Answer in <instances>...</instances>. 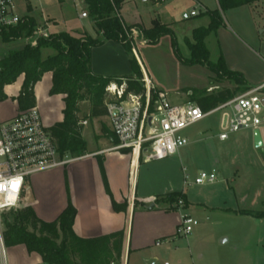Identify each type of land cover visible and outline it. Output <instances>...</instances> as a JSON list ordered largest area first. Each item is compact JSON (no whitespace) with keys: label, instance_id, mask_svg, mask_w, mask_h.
<instances>
[{"label":"crops","instance_id":"0c3cea01","mask_svg":"<svg viewBox=\"0 0 264 264\" xmlns=\"http://www.w3.org/2000/svg\"><path fill=\"white\" fill-rule=\"evenodd\" d=\"M227 12L223 25L211 34L219 49L215 64L222 58L226 68L241 74L250 88L264 86V0ZM43 54L44 58L54 55L49 49ZM91 67L95 75L102 77H124L133 72L124 46L112 41L92 50ZM22 84L23 77L14 85L5 87L6 95L7 92H17L14 96L17 97ZM51 88V73L45 74L35 87L36 107L49 128L63 121L65 108L64 96H50ZM219 89L212 88L207 92ZM16 113L17 103L15 113H0V119H12ZM219 134L220 122L219 133L215 136L220 152L212 167L218 177H232L236 181L240 174L249 176L256 171L264 172L263 152L244 157L240 163L236 155H231V150L239 144L252 141L256 147L255 132L241 131L226 141H221ZM262 135L264 138V133ZM115 146L105 134H98L94 149L89 154L79 158L66 157L69 162L64 166L34 176L28 188L32 197L30 206L37 216L47 222L55 221L71 204L77 211L73 230L78 237L94 239L124 231L122 264H156L172 245L171 240L173 244L177 243L176 230L180 222V212L167 209L169 205L158 203L157 199L181 193L185 195L184 212L193 218L209 221L207 212L212 217L216 213L221 215L213 218L209 229H218L221 221L225 222L222 225L246 224L250 230L251 226L255 227L253 236L249 235L250 231L247 232L245 239L253 238L247 248L239 242L244 247L242 251L236 247V252H228L227 259L219 257L213 264H257L259 255L262 258L260 264L263 262L264 234H258L257 230L264 226V219L236 215L233 211L264 212V186L259 190L250 186L235 189L224 179L217 185L189 184L186 182L188 176L182 178L179 172L155 169L153 164L164 160L147 162L144 157L140 159L131 152L114 151ZM230 157L234 160L230 161ZM114 203L117 206L126 203V211L115 210ZM202 234L201 230L193 231L188 237L189 251L185 254L175 252V257L181 260L178 264H211L210 261L204 263V255L197 250ZM221 238H224L221 244L230 240L224 237V233L219 234ZM240 238L243 239L244 235Z\"/></svg>","mask_w":264,"mask_h":264},{"label":"trees","instance_id":"16d2710c","mask_svg":"<svg viewBox=\"0 0 264 264\" xmlns=\"http://www.w3.org/2000/svg\"><path fill=\"white\" fill-rule=\"evenodd\" d=\"M260 1L263 0H218L220 11H207L202 14L210 17L209 25L206 28L200 27L193 30V42H187L191 53L188 64L208 67L221 79L231 82L230 87L213 91V93L203 90L192 93V102H195L204 112H209L233 99L238 92L251 89L241 74L226 68L222 58L217 64L213 65L210 62V53L205 40L223 25L221 12L253 5ZM84 3L97 30V37H92L87 32L82 34L61 32L53 35L50 40H40L36 47L24 45L21 49L10 50L0 56V105L9 99L4 91L5 87L14 85L23 77L18 96L12 98V101L17 103L18 114L36 107L35 87L45 74H52V88L49 94L64 96L65 104L63 121L49 128L61 159L85 156L83 125L87 121L107 117L108 104L114 100L107 91L112 85L119 88L125 84L124 96L129 94L140 96L145 105L147 90L143 73L137 60L132 56L126 31L138 28L148 39H160L165 36L174 38V33L169 26L160 22H154L148 30L138 25L125 26L119 16L123 0H84ZM36 24L37 18L32 17L17 28L3 31L0 42L5 45L18 43L20 39L33 33ZM109 41L121 43L124 46L130 56L133 71L130 76L102 77L92 72V50ZM172 41L175 45V40ZM48 48L53 49L55 54L44 58L43 50ZM195 92L199 95L196 98ZM84 103L89 104L87 114L82 112L81 105ZM154 103L155 98H152L149 115L154 113ZM102 133L112 139L113 144H118L112 131L103 126ZM179 200L185 203V195L172 193L158 198L157 202L169 205L167 209L178 211ZM126 208V203L120 206L114 203V209L117 211H126ZM233 213L264 219V212L244 210L233 211ZM11 214V220L7 218L4 220V241L8 249H24L28 255H35L46 264H122L124 231L94 239L78 237L73 230L77 211L71 204L52 222L39 218L31 206L12 210Z\"/></svg>","mask_w":264,"mask_h":264},{"label":"rangeland","instance_id":"374dc122","mask_svg":"<svg viewBox=\"0 0 264 264\" xmlns=\"http://www.w3.org/2000/svg\"><path fill=\"white\" fill-rule=\"evenodd\" d=\"M14 1L18 6V12L20 14H28L38 19H41V15L48 17L49 23L53 24L50 25L53 35H57L61 32H70L71 34L88 32L94 35V37L98 36L91 18H80L83 11L87 12L84 0ZM198 1L203 5V9H200L197 4L191 0H123L119 16L123 20L125 26L138 25L140 28L148 30L153 26L154 22H160L161 24L168 25L174 33V38L165 36L160 39H148L140 30L139 35L134 38L133 42H129L132 56L137 60L143 73V80L146 81L149 79L152 82L151 101L152 98H155V106H157L162 98H166L172 104H182L187 101H192L191 94L194 91H209L212 88L216 89L219 87L223 89L231 86L230 81L221 79L220 76L210 68L199 64H188L191 53L187 46V42H193V30L200 27L206 28L210 23V17L202 14H204L205 11H220L218 0ZM193 10L201 12V15L191 17L190 14ZM185 15H187V18H185ZM221 15L222 17H224V15L228 16V12H221ZM126 38L128 40V37ZM173 39L175 40V45L173 44ZM206 45L210 51V62L214 65L219 57V49L213 35L206 38ZM23 46V42L9 45L0 42V56L10 50L21 49ZM48 49L52 50L55 54L53 49ZM48 49H44L43 53ZM16 93L17 92H7L9 99L0 105V113L2 115L15 113L16 103L12 101V97H14ZM195 93L196 98L199 95L197 92ZM242 93H245V91L238 92L236 95ZM81 107L82 112L87 114L89 104L84 103ZM219 122L220 114H215L184 131L183 136L188 139V146L181 149L177 155L169 157L163 162L154 163L153 166L155 165V169L179 172L182 178L188 176L186 182L189 184L195 182L196 178L202 172L212 173L216 155H219L220 152L218 150L219 145L217 138H215L219 133ZM103 126L110 130L109 121L106 117L95 120V122L93 120L88 121L87 125L84 126L85 132L83 141L86 146L85 155L89 154V152L94 149L98 134L103 136ZM250 133L253 134L252 131H250ZM260 152L264 153V147L257 149L251 141L249 144H239L235 146L231 150V155H236L237 158L240 159L238 161V163H240L244 157H251L253 154ZM230 158V161L234 160L233 157ZM216 175L218 174L216 173ZM223 179L228 181V185L235 189L250 186L255 188V190H259L264 186V172L261 171H256V173L249 176L240 174V176L235 178L236 181H233L232 179L234 178L232 177H218V181H216L217 183L215 184L217 185L218 182H222ZM31 199V193L28 188L24 193L18 209L30 206ZM11 213L12 211L7 213L5 219L11 220ZM207 215L210 217L209 221L205 218L202 220L197 217L200 219V221L197 219L200 225L194 230V232L196 230H201V233H203L197 243V250H200V254L204 255V263L210 261V263L213 264L219 257L227 259L228 252H236V247L242 251L244 247H241L239 242H242L244 246L246 245V248L251 243L253 239L252 232L255 230L254 226H251L250 230L246 224H241L240 226L231 223L222 225L225 222L221 221L219 225L221 224L220 226L223 229L219 227L218 232V229H209L208 226L214 221V217L216 219L217 216L221 215L216 213L214 217H212L209 212H207ZM248 231H250L249 235L252 236L248 237L249 239H245ZM220 233H224V237L230 239L228 243L221 244V240L224 238L219 239ZM257 233L261 235L262 233L264 234V226L258 228ZM241 235H244V242L242 241L243 239L240 238ZM171 242L172 245L170 248L168 247L164 257L156 264H178V261L181 260L179 257H175V252L185 254L189 251L187 243L188 238L177 237L176 244H173L172 240ZM8 254L10 264H37L41 262L39 257L28 255L24 249L21 248L8 249ZM193 255L196 257V253ZM261 260L262 258L259 255L257 264H260ZM262 263L264 264V259Z\"/></svg>","mask_w":264,"mask_h":264},{"label":"built area","instance_id":"2783aa9c","mask_svg":"<svg viewBox=\"0 0 264 264\" xmlns=\"http://www.w3.org/2000/svg\"><path fill=\"white\" fill-rule=\"evenodd\" d=\"M191 1L203 9L198 0ZM199 15L201 12L196 10L190 14L191 17ZM32 17L20 14L14 0H0V38L3 31L17 28ZM88 17L86 11L80 15L82 19ZM50 25L53 24L49 23V18L41 15V19L37 18L33 33L19 42L36 47L40 40H50L53 35ZM139 33L138 28L127 30V42L132 43ZM144 83L147 90L145 105L140 96H124L125 84L119 88L112 85L107 90L114 98L108 104L107 115L110 129L118 140L114 151L129 150L133 155L145 157L147 162L168 159L188 146L189 141L183 136L184 131L215 114H220L221 141H226L231 135L241 131L262 133L264 129V86L251 88L209 112H204L192 101L172 104L162 98L157 106L154 103V113L149 115L152 82L147 79ZM68 162L59 157L49 127L44 124L37 107L9 120L0 119V264H10L4 241V220L7 213L19 208L34 176L56 170ZM217 180L215 172H202L195 183L208 185ZM184 209V201L179 200L180 222L176 236L180 238H188L200 223L185 213Z\"/></svg>","mask_w":264,"mask_h":264},{"label":"water","instance_id":"95a60500","mask_svg":"<svg viewBox=\"0 0 264 264\" xmlns=\"http://www.w3.org/2000/svg\"><path fill=\"white\" fill-rule=\"evenodd\" d=\"M151 122V119H149V123ZM263 133H264V131H263ZM263 133H261V132H259V131H256L255 132V146L257 147V148H261V147H263Z\"/></svg>","mask_w":264,"mask_h":264}]
</instances>
